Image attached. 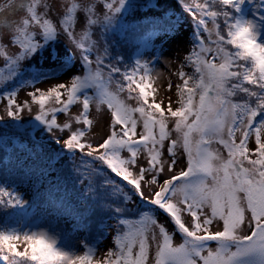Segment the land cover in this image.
<instances>
[{"label":"snow or ice","instance_id":"snow-or-ice-1","mask_svg":"<svg viewBox=\"0 0 264 264\" xmlns=\"http://www.w3.org/2000/svg\"><path fill=\"white\" fill-rule=\"evenodd\" d=\"M124 2L119 0L120 7ZM218 3L222 6L218 11H209L207 6H201V11L214 21L223 17L226 35L217 32L214 41L216 47L208 48L197 37L200 50L195 53V75L180 73L183 80V85H178L180 107L174 111L169 109L170 116L175 118V131L182 134L187 167L163 179L159 189H154L151 195L143 191L142 181L146 173H155L151 183L158 182L157 176L163 170L164 163L160 145L169 137V133L166 131L164 110L159 104L148 103V85L144 83V78H141L137 87L139 100L146 107L134 109L103 88L99 68L94 74L73 77L69 84L58 83L46 93L30 94L41 109V114L36 118L54 126L55 119H45L47 99L54 97L58 104L63 103L62 111H66L73 101L80 99L77 94L82 88L95 86L99 89L95 103L97 107L106 104L111 110L112 129L98 145V150L103 151L96 158L106 164L114 175L135 186L141 197L162 209L184 236L183 243L175 244L162 224L143 215L139 227L133 226L123 237L116 238L118 251H109L107 254L109 257L115 256L116 260L108 259L105 264H147L149 245L145 233L150 226L158 228L162 237V242L156 244L155 264H198V260L202 264H264V118L254 122L258 116L264 117V43L258 42V34L251 22L233 19L229 15V9L240 12L245 0H218ZM36 4L37 0H33L28 7L31 18L24 19L22 25L16 27L13 43H19L22 51L34 50V44L37 43L26 30L30 23L42 25L45 36L55 32L47 19L38 17ZM76 7V4L67 6L65 23L72 20ZM120 7L108 5L110 13L119 11ZM261 7H264V0H261ZM92 22L89 19V23ZM198 24L204 25L205 20L200 18ZM225 44L231 45L233 50H226ZM207 53H212L219 62H214V58L203 59ZM242 61L247 62V66ZM90 62L85 57V63ZM96 63L98 65V61ZM113 71L118 70L113 68ZM125 80L132 82V77L126 75ZM244 83L255 85L260 91H252ZM61 90L67 96L66 101H62ZM237 92L255 97V105L233 102L231 98ZM7 99V115H17L19 106L13 111L15 102L12 96ZM90 99L83 97L82 100L84 111L81 116L86 126L91 123L87 115ZM133 113H139L142 121L138 138V120ZM64 128H68V125L65 124ZM83 136V131L73 132L63 138V143L66 147L83 150L85 145L78 139ZM253 136L254 143L250 144L249 138ZM214 141L227 150V159L204 147ZM177 143V140H171L167 149L172 157H175L173 146ZM141 148L149 157V167H140L137 174L129 169L137 164ZM125 151L131 154V159L123 155ZM87 154L93 155L91 151ZM252 155L256 158L252 159ZM245 161L248 166H245ZM175 164L173 159L168 165L170 172ZM185 213L191 217L190 226L182 219ZM214 219L222 222V230L209 231L208 226ZM245 221L248 231L241 234V226ZM19 241L26 245L24 251L17 250L14 242ZM208 241L216 242V246L208 247ZM137 243L138 250H134ZM3 249L12 257L24 258V264H92L90 252L83 255L62 252L43 232L22 236L0 232V250Z\"/></svg>","mask_w":264,"mask_h":264},{"label":"rangeland","instance_id":"rangeland-1","mask_svg":"<svg viewBox=\"0 0 264 264\" xmlns=\"http://www.w3.org/2000/svg\"><path fill=\"white\" fill-rule=\"evenodd\" d=\"M190 1L125 0L120 7L119 0H37L36 12L38 17L41 20L47 19L53 25L55 32L45 36L42 25L35 22L30 23L26 26V30L37 43L34 44V50L22 51L20 44L13 43V40L16 38V27L21 26L24 19L31 18L28 7L33 3V0H0V147L9 146L16 142L26 148L34 147L36 152L39 146H45L46 149L52 148L51 150L66 153L67 156H73L77 152V159L72 160L76 161L78 168H74L73 171L85 174L89 181L97 180L96 177H102L105 167L103 162L96 157L101 152V150H98V145L111 132L112 117L111 110L106 104L97 107L95 103L99 89L95 86L82 88L77 94L80 99L73 101L66 111H62L63 103L58 104L54 97L47 99L44 107L45 119H55L56 125L54 126L36 118L37 115L41 114V109L39 104L33 101L30 94L46 93L49 88L55 87L58 83L69 84L73 77L94 74L99 68L104 89L115 95L130 109L141 106L146 107L141 104L142 102H137L138 100L133 98L132 95L126 93L119 82L114 78H110L106 70H102L97 65L96 61L100 63L105 54V34L111 37V33L138 22L144 17L143 15H162L171 12L175 15H181L183 18L187 16L185 23L176 30L171 31L169 35L152 33L150 48L145 49V54L139 58L137 57V62L141 63L142 66L137 73L140 74L137 82L139 83L141 78H144V83L148 85V103L159 104L164 110L166 131L169 133V137L160 145V149H162L161 158L164 163L163 170L157 176L158 182L156 184L151 183L155 173H146L142 181V189L146 195H151L154 189L158 190L163 179L177 174L187 167L182 134L175 131V118L170 116L169 109L174 111L180 106L178 85H183L180 73L189 74L185 62L192 54L191 34L194 33V26L198 25L195 17L190 13L192 9H188ZM71 4H76L77 7L74 10L72 20L65 23L68 15L67 6ZM245 4L247 6L245 20L255 26L254 30L258 34V42L264 43V19H262L264 17V7H261V0H245ZM108 5L120 7V9L117 12L110 13ZM149 6H153L152 9H149ZM197 18L200 17L197 16ZM89 19L94 22L89 23ZM208 26L209 23L207 22L206 27H203L204 30L201 29L198 35L205 48L216 47L214 43L216 40L215 29L213 34ZM65 29L69 31H65ZM21 38L23 37L21 36ZM199 50L198 47V52ZM68 56L70 57L68 58ZM85 57L89 58L91 62L85 63ZM202 58L214 57L212 53H207ZM59 61L68 63L66 72H52V74L44 72V69L52 68L53 70L57 67L55 65ZM214 62L218 63L219 59L214 58ZM29 69L42 71H39L38 75L26 76ZM37 89H39V93H37ZM61 92L62 101H66V94L63 93V90ZM9 96H12L15 102L13 111H15L17 105L20 108L17 115H7L9 110L7 98ZM83 97L92 98L87 113L91 123L87 126L83 124V117L81 116L84 111L82 106ZM133 115L138 120L136 137L138 138V134L142 131V121H140L139 113H133ZM65 124L68 125L66 129L64 128ZM31 131H33L36 139L29 137L28 132ZM78 131L84 132L83 137H78L80 142L85 144L83 152L66 147L63 143V138ZM225 138H227L226 133ZM173 139L178 141L173 146L175 157L170 156L167 151ZM236 141L239 142V133L236 134ZM249 143H254V136L249 138ZM88 145H91V147H88ZM204 147L210 151L218 152L225 159L228 157L227 150L215 141ZM89 151L93 153L92 156L87 154ZM123 155L131 159L130 153L125 151ZM148 158L146 152L141 148L137 157V164L130 167L129 170L138 174L140 167H149ZM173 159H175L176 164L170 172L168 165L172 163ZM245 166H248L247 161H245ZM124 187L122 188L123 192L127 191L129 194H134L130 187ZM8 188L12 187L8 185ZM14 190L17 195L22 197V202H29L32 194L30 186L20 185ZM173 199L175 200L176 197H173ZM151 217L158 224L165 227L166 231L173 237L175 244L184 242L183 234L175 228L166 215L157 212L155 215L152 214ZM182 219L190 226L191 217L189 214L185 213ZM208 228L209 231L222 230V222L214 219ZM247 231V221H245L241 226V234H246ZM41 232L52 239L55 242V247L62 252L70 255H83L86 253L83 247L82 233L74 229L66 217L56 216L49 208H39L34 213L31 223L16 234L22 236L23 234L30 235ZM145 239L149 245L147 264H155L156 244L158 241L162 242L158 228L150 226L145 233ZM15 243L21 248L26 246L23 241ZM207 246L214 248L216 242L211 243V241H208ZM114 248V238L113 233H111L107 240L90 252L92 262H102L108 252ZM134 250H138V243L137 248ZM198 264H202V262L198 260Z\"/></svg>","mask_w":264,"mask_h":264},{"label":"trees","instance_id":"trees-1","mask_svg":"<svg viewBox=\"0 0 264 264\" xmlns=\"http://www.w3.org/2000/svg\"><path fill=\"white\" fill-rule=\"evenodd\" d=\"M190 5L188 9L195 11L190 10V13L195 17L196 23L198 24V20L203 18L205 24L195 25L194 33L191 34L192 59H189V56L185 62L189 76L195 75V53L198 52L199 47L197 37H200L198 33L206 27L207 22L213 34L215 29L216 33L226 35L223 17H218L214 21L211 16H206L201 11V6H207L209 11H218L222 7L218 0H191ZM152 7L149 6V9ZM246 8L244 3L240 12L229 9V15L233 19L245 20ZM143 16L138 22L111 33V37L104 33L106 50L103 59L98 63V66L106 70L109 77L119 82L124 87V91L138 100L137 102L140 101L137 87L140 74L137 73L142 67L141 63L137 62V57L145 54V49L150 48L152 33L169 35L171 31L183 25L187 18L171 12ZM223 46L229 51L233 50L231 45ZM241 63L247 66V62ZM55 66L57 67L53 70L44 69V72L52 74V72L64 73L68 70L66 68L68 63L65 61H59ZM113 68L118 71H113ZM39 71L42 70L29 69L26 76L38 75ZM126 75L132 77V82L125 80ZM244 86L252 91H260L255 85L244 83ZM231 100L253 106L256 103L255 97L250 98L240 92H237ZM261 118L264 117L258 116L254 122H258ZM28 133L30 138L36 139L33 131ZM51 149L39 146L36 152L34 147L26 148L16 142L0 147V190H2L0 191V232L16 234L31 223L34 213L39 208H49L56 216L66 217L73 228L82 233L85 252H91L107 240L111 233L115 244L117 237H123V234L133 226H140L143 215L151 217L157 212L166 215L158 206L141 197L135 186L114 175L106 164L103 163L105 167L103 176L96 177L97 180L91 179L94 181L92 183L93 181H89L85 174L73 171L74 168H78L76 161L72 160L77 159V152L73 156H67L66 153ZM80 151L83 152L84 149ZM251 158L256 157L252 155ZM19 184L30 186L32 194L29 202H22V197L14 190L20 186ZM8 185L12 188H8ZM123 186L130 187L134 194L123 192ZM16 247L18 251H24L26 246L21 248L16 244ZM112 251H118L116 246ZM6 256L8 259H5ZM108 259L115 261L116 257L107 255L102 262H92V264H105ZM13 261L14 264H24V258L12 257L6 249L0 250V264H11Z\"/></svg>","mask_w":264,"mask_h":264}]
</instances>
